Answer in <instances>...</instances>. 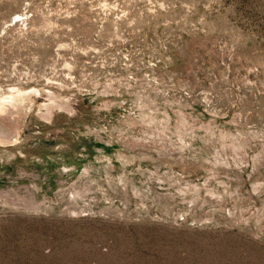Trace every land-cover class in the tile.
I'll return each instance as SVG.
<instances>
[{"label":"rangeland","instance_id":"obj_1","mask_svg":"<svg viewBox=\"0 0 264 264\" xmlns=\"http://www.w3.org/2000/svg\"><path fill=\"white\" fill-rule=\"evenodd\" d=\"M1 102L0 264H264V0H0Z\"/></svg>","mask_w":264,"mask_h":264},{"label":"bare ground","instance_id":"obj_2","mask_svg":"<svg viewBox=\"0 0 264 264\" xmlns=\"http://www.w3.org/2000/svg\"><path fill=\"white\" fill-rule=\"evenodd\" d=\"M14 101H15V99H13V100L11 99V100L8 101V102L12 103V102H14ZM8 102H1V103H0V111H2L4 105L9 104Z\"/></svg>","mask_w":264,"mask_h":264}]
</instances>
